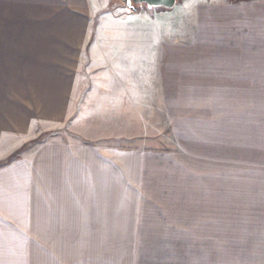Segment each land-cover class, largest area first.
Wrapping results in <instances>:
<instances>
[{
	"label": "crops",
	"instance_id": "0c3cea01",
	"mask_svg": "<svg viewBox=\"0 0 264 264\" xmlns=\"http://www.w3.org/2000/svg\"><path fill=\"white\" fill-rule=\"evenodd\" d=\"M111 5L0 0V27L33 28L23 40L31 54L23 57L34 58L40 75L37 87L28 85L15 75L29 71H17L11 54L0 52V93L8 94H0V264H112L91 254L136 227L129 218L135 194L155 183L157 201L181 199L173 188L190 192L183 171L193 148L206 155L223 147L222 125L202 107L215 105L223 73L232 81L254 66L264 43V0H197L153 12ZM32 88L55 91L37 98L54 105L58 128L71 106L76 139L44 143L15 161L18 150H8L14 131L30 132L32 116L9 108L25 106L12 96ZM159 138L177 150L152 148ZM107 139L136 143L109 146Z\"/></svg>",
	"mask_w": 264,
	"mask_h": 264
},
{
	"label": "rangeland",
	"instance_id": "374dc122",
	"mask_svg": "<svg viewBox=\"0 0 264 264\" xmlns=\"http://www.w3.org/2000/svg\"><path fill=\"white\" fill-rule=\"evenodd\" d=\"M196 1L177 0L176 5L182 9L185 4ZM111 2V7L113 4L126 5L121 0ZM134 6L138 11L170 10H148L141 3ZM261 13L264 21V11ZM262 28L263 36L264 24ZM30 29L33 30L29 26L0 27V52L11 54L7 60L16 62V70L29 71L16 73V77L28 79V85L37 87L40 75L36 65L30 63L34 58L23 57L29 50V44L23 41L24 35L29 34ZM257 54L254 66L249 67L246 73L237 71L232 81L223 73L224 87L216 91L215 105L202 107L208 119L222 125L223 136L220 139L224 144L220 150L207 152L206 155L198 153L197 147L193 148L190 161L184 164L186 168L183 171L187 182H190V192H181L176 185L173 189L175 194L179 191L181 199L175 197V200L171 198L169 202H161L157 201L160 195L154 183L149 190L135 194L139 201H132L136 211L133 218H129L130 225L136 224V227L128 226L125 235H111L121 242L112 240L110 250L90 251L95 259L105 256L111 259L112 264H264V43ZM54 92L38 88L14 92V100L20 101L17 97L21 98L25 106L16 104L9 109L19 117L24 116L23 112H30L32 123L30 132L14 131L13 138L10 137L12 142L8 150H18L13 160L37 150L44 143L76 139L70 126L71 106L63 108L62 116L68 122L58 128L60 126L56 127L54 119V105L45 104L47 100L43 98L48 94L47 97L51 99ZM211 92L208 91L207 98ZM6 94L1 96L6 97ZM40 94H44V97L37 98ZM44 109L47 110L46 114L43 113ZM40 131L43 132L37 136ZM31 134L37 135L28 137ZM26 139H30L29 142L22 145ZM107 140L109 146L118 144L127 148H132L135 142ZM153 140L155 144L152 148L177 150L169 139ZM203 162L202 166L206 168L199 169V164ZM129 186L131 191L138 187L135 184Z\"/></svg>",
	"mask_w": 264,
	"mask_h": 264
},
{
	"label": "water",
	"instance_id": "95a60500",
	"mask_svg": "<svg viewBox=\"0 0 264 264\" xmlns=\"http://www.w3.org/2000/svg\"><path fill=\"white\" fill-rule=\"evenodd\" d=\"M121 1L125 2L128 7H132L133 3L145 4L148 10H153L157 8L173 9L177 4V0H121Z\"/></svg>",
	"mask_w": 264,
	"mask_h": 264
},
{
	"label": "trees",
	"instance_id": "16d2710c",
	"mask_svg": "<svg viewBox=\"0 0 264 264\" xmlns=\"http://www.w3.org/2000/svg\"><path fill=\"white\" fill-rule=\"evenodd\" d=\"M131 8H132L133 11L138 12V9L134 5Z\"/></svg>",
	"mask_w": 264,
	"mask_h": 264
},
{
	"label": "flooded vegetation",
	"instance_id": "af4514ba",
	"mask_svg": "<svg viewBox=\"0 0 264 264\" xmlns=\"http://www.w3.org/2000/svg\"><path fill=\"white\" fill-rule=\"evenodd\" d=\"M136 3H133V5H135Z\"/></svg>",
	"mask_w": 264,
	"mask_h": 264
}]
</instances>
